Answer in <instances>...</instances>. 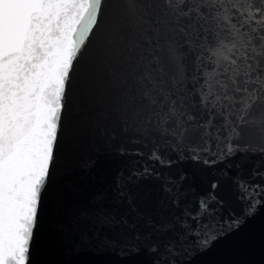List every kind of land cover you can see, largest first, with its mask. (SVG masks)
Wrapping results in <instances>:
<instances>
[{"label": "snow or ice", "instance_id": "6c2138e0", "mask_svg": "<svg viewBox=\"0 0 264 264\" xmlns=\"http://www.w3.org/2000/svg\"><path fill=\"white\" fill-rule=\"evenodd\" d=\"M257 217L264 0H0V264L49 218L62 264H194Z\"/></svg>", "mask_w": 264, "mask_h": 264}, {"label": "water", "instance_id": "95a60500", "mask_svg": "<svg viewBox=\"0 0 264 264\" xmlns=\"http://www.w3.org/2000/svg\"><path fill=\"white\" fill-rule=\"evenodd\" d=\"M109 169L110 178L115 166L102 162ZM100 177H98L99 179ZM56 222L45 219L38 235L35 264H62L64 256L56 247L58 239ZM89 257L78 258L79 264H87ZM194 264H264V217H257L239 233L216 244L212 250L196 258Z\"/></svg>", "mask_w": 264, "mask_h": 264}]
</instances>
